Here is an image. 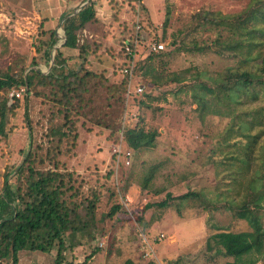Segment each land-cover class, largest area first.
Segmentation results:
<instances>
[{
    "label": "rangeland",
    "instance_id": "obj_1",
    "mask_svg": "<svg viewBox=\"0 0 264 264\" xmlns=\"http://www.w3.org/2000/svg\"><path fill=\"white\" fill-rule=\"evenodd\" d=\"M248 2L108 0L106 6L98 10L102 26L97 24L78 32V43L89 40L101 45L99 51L104 53L103 61L91 57L93 68L104 67L107 75L119 81L126 75L121 71L126 65L121 49L122 38L136 29V23L141 25L138 32L141 41L134 66L140 63L138 75H127L128 84L119 103L109 107L105 102H98L92 112L91 123H80L72 166L82 171L98 165L101 171H105L113 148L117 142L123 141L119 135L129 121L134 124L139 120L143 130L156 131L157 135L152 145L134 151L129 165L124 164L122 157L119 163L116 162L113 185L121 209L115 217L109 219L106 216L99 222L101 228L89 243L79 238L78 233L68 239L72 245L65 252L68 260H74V264H90V257L99 252L100 256L97 255L91 264H125L135 254L139 256L136 264H221L231 261L232 257L215 254V248L206 247L211 235L219 231L253 230L245 218L222 206L225 202L228 207L241 202V192H237L232 182L240 173V163L238 158L226 157V154L243 147L247 139L235 131L225 142L223 139L225 128L230 123V127L236 122L238 124L239 120L234 119L223 105L217 106L216 103L208 102L206 110H203L192 95L193 87H196L193 80L199 77L198 72L211 76L233 64L232 58L204 47L215 32L200 31L196 17L205 12L237 13ZM64 6L62 0H0V67L14 59H22L27 65L35 55L34 41L40 21L44 17L51 18V26L58 22L56 30L59 33L60 12ZM154 35L162 37L163 50L169 52L163 57L166 64H161L157 57L147 58V46ZM197 47L204 48L198 50ZM63 51L69 65L76 67L80 61L76 56L77 49L66 48ZM147 67H154L163 77L175 73L179 80H167L161 86L152 85L149 76L143 79L140 76ZM139 84L143 89L136 92ZM20 88L11 90L9 94ZM25 96L27 104L24 102L19 106L16 115L8 120L7 128L14 126V131L6 138L0 135V174L5 165L19 162L23 154L20 151H25L28 146L30 138L24 107L32 122L31 147L42 146L45 150L49 146L45 131L53 107L42 98L27 93L26 88L18 98L23 102ZM11 101L9 95L8 103ZM82 119L87 118L82 116ZM111 129L118 134L115 141L108 136ZM121 147L127 149L123 145ZM245 172L247 176L250 174L248 170ZM13 178L12 173L10 180ZM124 183L129 186L126 192L121 193ZM1 186L2 176L0 189ZM192 189L200 191L208 199L219 198V208L201 207L200 201L194 197L183 203L173 198ZM164 200L167 205L159 206L158 203ZM109 205L104 203L98 215L106 213ZM251 211L261 224L264 248V198L260 206H252ZM114 219L117 220L115 225L112 224ZM143 238L150 242L152 253L149 256L144 254ZM172 239H176L175 242ZM210 243L213 244L212 241ZM55 252L21 251L19 264H51ZM110 253L113 257L108 259ZM168 253L172 255L170 261L162 257ZM257 264H264V258Z\"/></svg>",
    "mask_w": 264,
    "mask_h": 264
},
{
    "label": "trees",
    "instance_id": "obj_2",
    "mask_svg": "<svg viewBox=\"0 0 264 264\" xmlns=\"http://www.w3.org/2000/svg\"><path fill=\"white\" fill-rule=\"evenodd\" d=\"M50 19L44 17L40 21L34 41L35 55L27 65L22 59H14L0 67L2 137L6 138L14 131V126L7 128L8 120L28 100L26 96L22 98L23 102L13 97L9 104L11 90L24 85L27 93L42 98L53 107L45 131L49 144L45 150L42 146L31 147L32 122L24 107L30 138L28 146L25 151H20L23 154L19 162H11L1 171L0 264H19L21 251L50 253L52 250L56 252L51 264H74V260H68L65 254L72 246L67 240L78 233L79 238L89 243L101 228L99 222L106 216L109 219L115 217L121 209L113 185L114 167L121 161H117L115 153L110 155L105 171H101L98 165L79 171L72 166L71 160L79 141L80 123H91L92 112L98 102H105L109 107L119 103L128 84V76L124 75L117 81L107 75L106 68H93L91 57L103 61L104 53L99 51L101 45L89 40L78 43L80 30L97 24L102 26L93 9L86 14L62 15L59 33L56 30L58 22L51 26ZM196 21L200 31L215 32L204 47L233 59V64L214 75L198 72L199 77L193 80L196 87H193L192 95L203 110H206L208 102L216 103L217 106L223 105L234 119L239 120L237 126L233 124L230 127V123L225 128L223 139L225 142L233 131L247 139L243 147L226 154V157L238 158L240 163V173L232 182L237 192H241V202L229 207L225 202L222 206L245 218L253 227L252 231L216 232L207 240L206 247L215 248V254L232 257L231 261L221 264H257L264 258L263 230L251 209L252 206H260L264 198V0H249L237 13L205 12L198 15ZM161 39L155 35L152 37L155 42ZM63 48L77 49L76 56L80 61L76 67L69 65ZM168 53L163 49L150 50L147 58L157 57L161 64H166L163 57ZM139 64L137 62L133 67L135 75H138ZM140 76L142 79L149 76V82L155 86L166 84L167 80H179L175 73L163 77L154 67L143 69ZM82 116L87 119L83 120ZM122 130L124 135L119 136L123 141L117 144L127 148L121 151L124 161L126 158L132 160L134 151L152 145L157 135L156 131L143 130L139 120L134 124L129 121ZM108 136L115 141L118 134L111 129ZM127 150L130 151L129 156L125 155ZM245 170L250 171L248 176ZM12 173L14 178L10 180ZM128 186L124 183L121 193L126 192ZM193 197L207 209H217V204L221 203L219 198L208 199L193 189L173 198L183 203ZM104 203L110 205L107 212L99 216ZM158 205L165 207L167 201ZM116 221L114 219L112 224L115 225ZM125 264L133 263L127 260Z\"/></svg>",
    "mask_w": 264,
    "mask_h": 264
},
{
    "label": "built area",
    "instance_id": "obj_3",
    "mask_svg": "<svg viewBox=\"0 0 264 264\" xmlns=\"http://www.w3.org/2000/svg\"><path fill=\"white\" fill-rule=\"evenodd\" d=\"M138 20V17L136 19V22ZM135 30L132 32H128L123 38H122V45H121V49L122 52L124 54V58L126 61V65H124V67L121 69V71L123 73H125L126 75H132V71H133V67L135 65V57L137 56V46L139 44V42L141 41L140 39V35L138 34V32L140 33V29H141V25L139 23H136L135 26ZM165 46V44L162 41L159 42H155V41H151L149 43V45L147 46L148 50L150 51H158L163 49ZM143 89V85H137V87L135 88L136 92H141ZM25 90V87H21L20 90L17 91H13L11 92L10 95V99H12L15 96L19 97L21 92H23ZM122 135V133H120ZM121 151H122V147L120 144H116V146L113 148V153L116 154L117 156V161H119L121 159ZM126 156L130 155V151L127 150L125 152ZM123 158V157H122ZM124 163L126 165H128L130 163V160L128 158L125 159ZM139 234V233H138ZM143 243H144V254L147 256H149L152 253V248L150 247V242L147 239H142Z\"/></svg>",
    "mask_w": 264,
    "mask_h": 264
},
{
    "label": "crops",
    "instance_id": "obj_4",
    "mask_svg": "<svg viewBox=\"0 0 264 264\" xmlns=\"http://www.w3.org/2000/svg\"><path fill=\"white\" fill-rule=\"evenodd\" d=\"M65 2L66 7L64 6L63 11L60 12L62 15H68V14H77L79 12H84L85 14L88 13L90 10L93 9L95 12V16L100 19V12L98 10L102 8L103 6H106V3L108 0H62ZM112 1V0H111ZM103 9V8H102ZM101 10V9H100ZM60 16V17H61ZM102 16V15H101ZM101 20V19H100ZM60 26H58L59 28ZM79 42V40H78ZM66 49V48H63ZM131 188V187H130ZM129 188V189H130ZM176 239H172V242H175ZM97 252L96 254L92 255L90 259L88 260V263H94L96 256H100ZM112 253V252H111ZM110 253V254H111ZM168 259L169 261L172 259V255L170 253L168 254H162V257ZM113 254H111L108 259L112 258ZM138 258V259H137ZM92 260V261H91ZM128 260V259H127ZM133 264H136L137 260L139 261V256L135 254L134 257H131L129 259ZM172 263V262H171Z\"/></svg>",
    "mask_w": 264,
    "mask_h": 264
}]
</instances>
